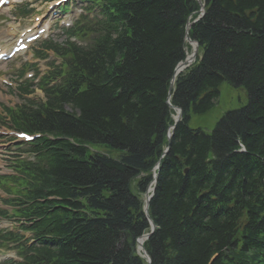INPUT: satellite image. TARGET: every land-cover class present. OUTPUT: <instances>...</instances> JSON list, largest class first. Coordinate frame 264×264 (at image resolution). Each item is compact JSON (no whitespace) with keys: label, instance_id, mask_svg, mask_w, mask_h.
I'll return each mask as SVG.
<instances>
[{"label":"trees","instance_id":"obj_1","mask_svg":"<svg viewBox=\"0 0 264 264\" xmlns=\"http://www.w3.org/2000/svg\"><path fill=\"white\" fill-rule=\"evenodd\" d=\"M104 1L112 15L103 32L63 53L66 83L46 89L37 109L13 114L25 130L67 138L35 140L34 162L16 166L15 214L40 246L22 248L15 264H145L135 253L148 228L140 194L167 145V90L199 5ZM202 1L189 30L198 56L169 99L182 119L157 170L148 206L156 230L145 249L150 264H264V0ZM221 83L243 87L247 104L210 133L190 129V115L211 108ZM91 144L120 154L90 153Z\"/></svg>","mask_w":264,"mask_h":264},{"label":"rangeland","instance_id":"obj_2","mask_svg":"<svg viewBox=\"0 0 264 264\" xmlns=\"http://www.w3.org/2000/svg\"><path fill=\"white\" fill-rule=\"evenodd\" d=\"M31 2V7L35 9V11L40 10L42 12L44 4L42 2L38 1H32L27 0ZM15 9V7L12 9V11ZM4 16L2 14L0 17ZM17 23L22 24L26 23L28 20L26 18L24 19H17ZM52 38H55V40L62 41L64 39V35L59 34L56 36H53ZM2 70H5V66L1 67ZM34 96L40 97L39 92H35ZM247 96L245 93V90L243 88H233L226 83H222L218 88V95L214 99L213 107L207 111L205 114L202 115H193L191 116V119L189 121V126L192 128H201L204 131H211V129L214 127L216 121L220 118V116L232 109H238L246 104ZM91 151H98L102 154H106L110 157L116 158L120 153L116 150H113L109 147H107L104 144H94L91 145ZM13 152L15 150L14 147L10 148Z\"/></svg>","mask_w":264,"mask_h":264},{"label":"bare ground","instance_id":"obj_3","mask_svg":"<svg viewBox=\"0 0 264 264\" xmlns=\"http://www.w3.org/2000/svg\"><path fill=\"white\" fill-rule=\"evenodd\" d=\"M198 20H199V19H198ZM190 60H191V57H190V55L187 53V57H186V61H185V62L187 63V62H189Z\"/></svg>","mask_w":264,"mask_h":264}]
</instances>
